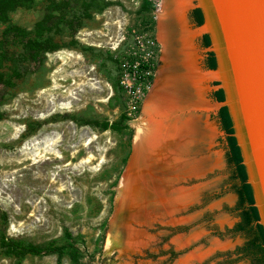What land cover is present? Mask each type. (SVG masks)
Here are the masks:
<instances>
[{
    "label": "rangeland",
    "instance_id": "rangeland-1",
    "mask_svg": "<svg viewBox=\"0 0 264 264\" xmlns=\"http://www.w3.org/2000/svg\"><path fill=\"white\" fill-rule=\"evenodd\" d=\"M162 1L55 0L58 9H50L49 0H35L10 13L11 24L27 34L4 50L0 67V264H58L55 255H5L1 237L52 248L65 243V230L85 243L82 261L90 264H252L234 253L247 238L231 231L240 218L237 196L229 190L233 169L218 118L222 102L214 97L223 90L219 78L202 84L206 107L172 119L188 123L194 114L205 122L207 136L196 127L187 143L188 132L176 128L172 138L180 146L159 157L153 174L136 161L139 140L170 121L154 111L158 95L150 97L153 90L167 94ZM196 6L190 1L185 13L189 29L197 31L196 66L214 75L217 59L214 70L206 64L214 46L211 37L210 46L203 45L209 33L205 18L198 26L191 15ZM3 29L0 23V35ZM43 39L61 48L31 54L26 43ZM144 60L156 72L133 100L121 83L122 64ZM71 119L107 123L108 129ZM115 124L128 125L131 139L128 129ZM146 177L148 186L154 181L148 195ZM156 185H166L176 201L161 203Z\"/></svg>",
    "mask_w": 264,
    "mask_h": 264
},
{
    "label": "water",
    "instance_id": "water-1",
    "mask_svg": "<svg viewBox=\"0 0 264 264\" xmlns=\"http://www.w3.org/2000/svg\"><path fill=\"white\" fill-rule=\"evenodd\" d=\"M192 1V0H190ZM264 228V0H196Z\"/></svg>",
    "mask_w": 264,
    "mask_h": 264
},
{
    "label": "trees",
    "instance_id": "trees-1",
    "mask_svg": "<svg viewBox=\"0 0 264 264\" xmlns=\"http://www.w3.org/2000/svg\"><path fill=\"white\" fill-rule=\"evenodd\" d=\"M35 0H0V23L4 25L2 34L0 35V67L1 59L4 56V50L10 46L15 38L26 35L27 31L20 29L11 24L9 15L11 12L18 8H24L30 6ZM50 9H58L55 0H49ZM145 8V5L142 6ZM191 15L195 23L200 26L204 21L203 12L200 8L192 10ZM40 30L44 29V26H38ZM203 45L205 47L210 46V36L205 34L203 36ZM26 47L29 52L34 55L42 53H51L59 50L61 46L54 42L52 39L43 40H30L26 43ZM207 67L210 70L216 69V57L213 52L208 53L206 59ZM145 68L144 64L139 66L138 73ZM156 70V68H155ZM1 75V73H0ZM141 80V77L138 78ZM214 97L218 102H224L225 94L222 89L217 90L214 93ZM218 118L222 130L227 135V154L226 159L228 165L233 169L232 185L230 191L237 196V203L234 211L238 212L239 222L234 225L231 231L235 234H243L247 240L240 247L234 250L235 254L240 255L243 258L249 259L252 264H264V228L258 223V211L254 207V197L251 185L248 183V175L246 166L243 164V156L241 148L238 145L237 139L234 136L235 130L233 120L227 106H223L218 110ZM75 123H81V125L97 128L100 131H106L108 129L107 123H101L91 120H75L71 119ZM120 130L128 129L129 139H131L133 132L128 125L115 124ZM127 156L123 159V163H126ZM117 180L113 186H116ZM104 224L103 229H105ZM65 243L60 246H53L52 248H41L37 246H23L20 242L15 241L5 235L1 237V245L5 255L12 256L18 260H21L27 256H48L55 255L58 264L64 256L70 259L71 264H90V262H83L82 257L84 252V242H79L78 237H73L70 232L65 230L64 232ZM103 235L101 236V239ZM84 249V250H83Z\"/></svg>",
    "mask_w": 264,
    "mask_h": 264
},
{
    "label": "bare ground",
    "instance_id": "bare-ground-1",
    "mask_svg": "<svg viewBox=\"0 0 264 264\" xmlns=\"http://www.w3.org/2000/svg\"><path fill=\"white\" fill-rule=\"evenodd\" d=\"M189 5L190 0H163L162 8L160 9L159 39L163 44L164 51L166 50V54L164 55V65L166 67L168 66V71L165 74L163 84L166 86L165 88H167V94L169 96L171 95V97H168L164 91H162L164 92L162 94H153L155 90H153L150 97H156L158 95L157 100L153 103L154 111L157 112V115L169 119L170 121L168 123L170 126L168 124L167 127H162V125L159 124V127L155 132H152L147 138L139 140L142 143H139L138 145V150H140V152L136 154V161L139 159L140 164L144 169L148 168V171L151 172V174L155 173L157 168L156 162L160 159L162 161L163 156L169 151V148L172 150L174 149L173 146H175V150L173 151H176L180 146L181 142L173 140L172 138L174 137L172 134L175 135L176 128L179 130L178 132L182 133V135L188 132V135H186L188 138H185L186 141H188L187 143H190V140L192 139L189 134H194L196 127H199V135L207 136L204 134V131L207 129L204 124L205 122L203 123L202 121H199L194 114L189 115L187 118V120L189 119L188 123L183 121L179 125H176L178 122L174 124V120H172L177 116V113L185 114L192 110L194 111L195 108L206 107L207 103L203 100L204 88L202 87V84L207 80L219 78L218 73H215L214 75L202 74L196 66L197 59L195 57L193 37L197 35V31H191L189 29L185 16L186 9ZM161 177L162 176H160V178ZM146 178L147 180L144 183V188L146 189L145 192L147 194L148 190L154 187L151 186L152 184L154 185V181H150L148 186L147 183L151 177ZM135 183L136 180H134V183H130L133 188L136 186L134 185ZM155 188L156 193L154 194L159 196L161 203L162 201L166 203L167 201H176L175 193L170 191L166 185L161 187L156 185Z\"/></svg>",
    "mask_w": 264,
    "mask_h": 264
},
{
    "label": "built area",
    "instance_id": "built-area-1",
    "mask_svg": "<svg viewBox=\"0 0 264 264\" xmlns=\"http://www.w3.org/2000/svg\"><path fill=\"white\" fill-rule=\"evenodd\" d=\"M142 63L145 65V68L142 69L140 73H138L139 66ZM122 67L124 74L121 83L125 88V92L127 95L132 97L133 100H139L143 92L151 85L149 78H151L156 72L155 64H151L147 60H144L143 62H137L135 64H129L128 62H125L122 64ZM138 77H142L143 81L145 82L142 81V83L137 84L136 80ZM134 108L135 107L133 106V109Z\"/></svg>",
    "mask_w": 264,
    "mask_h": 264
}]
</instances>
